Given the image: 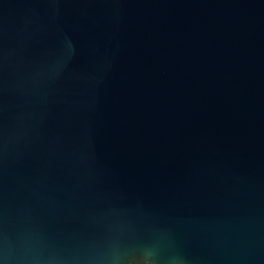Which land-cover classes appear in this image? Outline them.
I'll return each mask as SVG.
<instances>
[{"label":"water","instance_id":"95a60500","mask_svg":"<svg viewBox=\"0 0 264 264\" xmlns=\"http://www.w3.org/2000/svg\"><path fill=\"white\" fill-rule=\"evenodd\" d=\"M61 38L95 81L12 91ZM0 57L6 123L30 114L0 159V264L28 227L80 252L98 194L173 227L192 264H264V0H0Z\"/></svg>","mask_w":264,"mask_h":264},{"label":"clouds","instance_id":"9594fccd","mask_svg":"<svg viewBox=\"0 0 264 264\" xmlns=\"http://www.w3.org/2000/svg\"><path fill=\"white\" fill-rule=\"evenodd\" d=\"M49 3L58 11L59 0H49ZM75 56V46L61 38L56 52L45 61L16 68L18 78L9 87L18 95H31L43 104L61 81L73 80L86 85L94 82V75L72 67ZM4 72L5 61L0 57V83ZM29 116L21 109L11 117L14 123L8 125L9 117L0 103V159L6 158L12 145L25 139ZM98 200L99 207L89 220L87 233L80 236V252L56 254L46 247L50 237L42 228L28 227L18 230L14 236L20 248L16 259L20 264H39L50 259L76 264H192L190 256L179 245L173 227L148 214L134 213L103 194H98Z\"/></svg>","mask_w":264,"mask_h":264}]
</instances>
